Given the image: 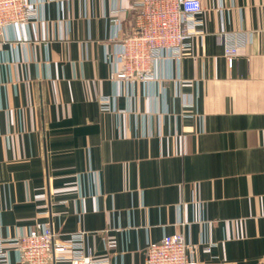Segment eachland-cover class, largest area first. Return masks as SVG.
<instances>
[{
  "label": "crops",
  "instance_id": "0c3cea01",
  "mask_svg": "<svg viewBox=\"0 0 264 264\" xmlns=\"http://www.w3.org/2000/svg\"><path fill=\"white\" fill-rule=\"evenodd\" d=\"M29 1L0 32V238L49 225L56 264H146L182 233L197 264H264V0H201L146 82L115 75L133 0Z\"/></svg>",
  "mask_w": 264,
  "mask_h": 264
},
{
  "label": "built area",
  "instance_id": "2783aa9c",
  "mask_svg": "<svg viewBox=\"0 0 264 264\" xmlns=\"http://www.w3.org/2000/svg\"><path fill=\"white\" fill-rule=\"evenodd\" d=\"M133 1L132 30L117 44L115 75L146 82L154 75L156 61L184 56L191 45L192 32H201L196 26L203 7L201 0ZM36 13V4L29 0H0V32L11 25L33 21ZM238 47L233 38L225 43L224 57L229 68L235 64ZM103 102H109V97ZM7 244L14 245L19 264H56L55 253L65 251L72 243L56 242L49 225L42 230L31 228L8 240L0 238V264H11ZM191 251L192 245L182 233L165 234L160 241L149 244L145 263L197 264L188 259ZM60 264H95V261L80 244L71 258Z\"/></svg>",
  "mask_w": 264,
  "mask_h": 264
}]
</instances>
